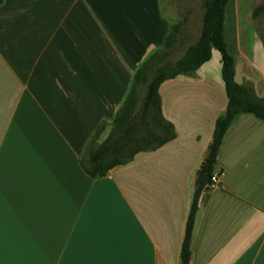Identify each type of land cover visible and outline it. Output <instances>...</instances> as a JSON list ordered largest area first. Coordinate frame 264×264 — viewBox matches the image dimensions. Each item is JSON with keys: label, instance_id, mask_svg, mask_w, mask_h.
Listing matches in <instances>:
<instances>
[{"label": "crops", "instance_id": "obj_1", "mask_svg": "<svg viewBox=\"0 0 264 264\" xmlns=\"http://www.w3.org/2000/svg\"><path fill=\"white\" fill-rule=\"evenodd\" d=\"M174 22L162 0L0 4V264H178L192 204L187 264H264V119L233 118L214 164L219 184L193 201L227 103L220 62L160 84L171 140L102 176L80 164ZM251 53L235 79L263 97Z\"/></svg>", "mask_w": 264, "mask_h": 264}, {"label": "trees", "instance_id": "obj_2", "mask_svg": "<svg viewBox=\"0 0 264 264\" xmlns=\"http://www.w3.org/2000/svg\"><path fill=\"white\" fill-rule=\"evenodd\" d=\"M229 0H201L202 15L197 38L186 45L182 54L172 59L185 34L190 8L181 20L175 21L160 48L153 50L137 66L131 85L118 106L107 135L99 141L106 128L101 120L88 138L79 158L82 168L92 177L102 176L116 165L124 164L142 150L155 149L175 136L174 125L161 111L160 84L169 78L199 68L207 62L212 50L219 51L220 75L227 95L225 111L215 118L212 140L208 144L202 169L214 172L222 138L233 118L251 112L264 119V97L255 94L250 84L235 79L234 57L228 51L224 35L225 9ZM3 0H0V4ZM264 9L258 5L254 14ZM196 205L192 204L180 247V262L185 264L191 254V237Z\"/></svg>", "mask_w": 264, "mask_h": 264}, {"label": "rangeland", "instance_id": "obj_3", "mask_svg": "<svg viewBox=\"0 0 264 264\" xmlns=\"http://www.w3.org/2000/svg\"><path fill=\"white\" fill-rule=\"evenodd\" d=\"M263 2L264 0H229L227 2L224 35L228 51L234 57V64L240 69H251L247 62H244V57L250 55L252 51L250 57L257 68L264 70V9L254 14L255 8ZM162 3L163 10L171 16L173 21L181 20L186 8L191 9L184 28L185 34L178 48L173 52L172 59H174L182 54L188 43L197 38L203 10L202 3L201 0H162ZM237 39L240 41L242 51L236 48ZM219 56V51L213 49L210 59L206 62L209 71L213 72V67L219 65Z\"/></svg>", "mask_w": 264, "mask_h": 264}, {"label": "water", "instance_id": "obj_4", "mask_svg": "<svg viewBox=\"0 0 264 264\" xmlns=\"http://www.w3.org/2000/svg\"><path fill=\"white\" fill-rule=\"evenodd\" d=\"M210 175L202 167L197 169L196 179L194 182L193 201L196 203L203 192H208L211 188L207 185ZM187 264V261L184 262Z\"/></svg>", "mask_w": 264, "mask_h": 264}, {"label": "built area", "instance_id": "obj_5", "mask_svg": "<svg viewBox=\"0 0 264 264\" xmlns=\"http://www.w3.org/2000/svg\"><path fill=\"white\" fill-rule=\"evenodd\" d=\"M218 184H219V173L214 171L212 173V175L210 176V178L207 182V185L210 188H214V187L218 186Z\"/></svg>", "mask_w": 264, "mask_h": 264}]
</instances>
